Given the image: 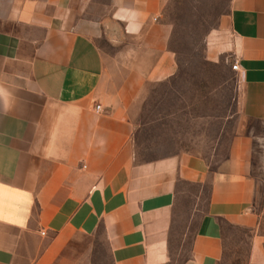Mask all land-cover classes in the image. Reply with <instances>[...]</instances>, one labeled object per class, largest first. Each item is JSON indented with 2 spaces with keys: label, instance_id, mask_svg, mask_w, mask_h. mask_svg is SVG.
Listing matches in <instances>:
<instances>
[{
  "label": "crops",
  "instance_id": "1",
  "mask_svg": "<svg viewBox=\"0 0 264 264\" xmlns=\"http://www.w3.org/2000/svg\"><path fill=\"white\" fill-rule=\"evenodd\" d=\"M209 2L197 35L233 79L234 130L222 150L208 115L188 111L176 137L169 113L141 141L152 89L179 69L165 12L194 21ZM212 3L0 0V264H221L245 240L264 264V0ZM189 194L203 206L181 259Z\"/></svg>",
  "mask_w": 264,
  "mask_h": 264
},
{
  "label": "rangeland",
  "instance_id": "2",
  "mask_svg": "<svg viewBox=\"0 0 264 264\" xmlns=\"http://www.w3.org/2000/svg\"><path fill=\"white\" fill-rule=\"evenodd\" d=\"M224 0H212L215 10L218 4ZM209 3L197 5L200 12L195 15V20L188 17V6H183L184 15L175 13L168 7L165 12L167 19H174L179 22L177 29L171 36L169 45L177 52L179 69L174 79L168 84L154 87L145 104L143 113L140 116L141 123L148 126L139 133L141 141H156L157 132L160 130V117L169 113L176 114L174 120L165 122L166 128L177 130L176 137L185 135L187 117L185 114L196 113L209 116V135L217 139L218 145L223 148L227 144V138L233 132L237 118L230 116L233 111L231 100L233 94L232 78L223 69L215 64L205 61L203 50V37L197 35L204 30L202 11H208ZM213 7V8H214ZM182 8V6H181ZM190 20V22L188 21ZM194 24L195 29L188 25ZM194 30V31H192ZM196 33V35H190ZM228 117L226 118V116ZM171 130V129H169ZM159 133V132H158ZM174 134V133H173ZM158 140V139H157ZM196 189L189 190V193H197ZM197 198L189 194L180 199L177 205L176 231L180 258H184L188 252V241L191 239L194 226V216L191 212L196 207ZM203 205L199 203V206ZM194 215V216H193ZM248 249L247 242L241 245H231L227 259L221 264H246L243 258Z\"/></svg>",
  "mask_w": 264,
  "mask_h": 264
},
{
  "label": "built area",
  "instance_id": "3",
  "mask_svg": "<svg viewBox=\"0 0 264 264\" xmlns=\"http://www.w3.org/2000/svg\"><path fill=\"white\" fill-rule=\"evenodd\" d=\"M232 69H234V70H237V69H238V64H237V62H234V63L232 64ZM99 108H100L99 105H96V106H95V110H96V111H98Z\"/></svg>",
  "mask_w": 264,
  "mask_h": 264
}]
</instances>
